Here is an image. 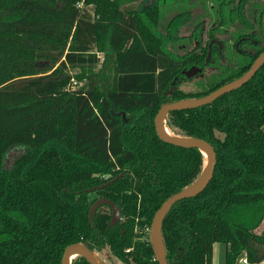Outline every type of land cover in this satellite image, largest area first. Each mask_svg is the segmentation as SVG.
Listing matches in <instances>:
<instances>
[{
	"label": "trees",
	"instance_id": "trees-1",
	"mask_svg": "<svg viewBox=\"0 0 264 264\" xmlns=\"http://www.w3.org/2000/svg\"><path fill=\"white\" fill-rule=\"evenodd\" d=\"M148 1L139 9L122 0H0V264H61L78 243L125 264H158L152 218L201 176L203 157L161 141L154 117L163 104L238 78L264 47L211 76L206 90L182 92L181 71L205 68L207 54L178 61L165 52L149 24L159 0ZM231 9L245 26L240 3ZM219 10L222 27L229 11ZM166 124L215 152L206 188L162 221L167 263L212 264L213 246L223 244L224 264L242 254L264 264V229L256 232L264 221V65L213 103L170 112ZM11 150L20 156L8 169ZM99 198L120 210L113 227L108 206L89 223ZM71 264L88 263L78 256Z\"/></svg>",
	"mask_w": 264,
	"mask_h": 264
},
{
	"label": "rangeland",
	"instance_id": "rangeland-1",
	"mask_svg": "<svg viewBox=\"0 0 264 264\" xmlns=\"http://www.w3.org/2000/svg\"><path fill=\"white\" fill-rule=\"evenodd\" d=\"M122 1L125 5L140 9L144 0ZM148 2L152 4L154 0ZM238 3H240V9L243 13V20L246 25H250V29L244 28L246 25H242L236 18L238 17V10L234 13L231 12V8ZM159 4V14L149 24L160 40L163 50L174 59L182 61L203 50L207 54V45L212 38L219 39L224 46L220 52L221 56L218 55L215 48L213 49L209 62L201 75L188 80L178 79V89L182 92L195 93L206 90L212 83L211 76L219 74L223 68H233L237 63H241L243 59L239 60L235 52V45L243 32H247L253 40L258 42V48L264 46V0H159ZM221 5L229 11L227 13L229 20L225 18L222 27L218 22ZM223 20L224 18L221 22ZM245 48L247 47L243 44L237 47L242 52ZM217 136L222 138L220 133H217ZM19 156V150H11L5 160V168H11ZM263 229L264 221L256 232L259 233ZM225 250L226 246L223 244L213 246L212 264H224ZM97 255L106 264H125L116 259L108 249H104ZM243 259H246L244 254L237 258L234 264H242Z\"/></svg>",
	"mask_w": 264,
	"mask_h": 264
},
{
	"label": "water",
	"instance_id": "water-1",
	"mask_svg": "<svg viewBox=\"0 0 264 264\" xmlns=\"http://www.w3.org/2000/svg\"><path fill=\"white\" fill-rule=\"evenodd\" d=\"M213 44H216L219 50H221L222 48V44L219 40L216 39L211 40L208 44V52L204 63L205 65H207L209 62ZM263 65H264V51L258 57H256V59L253 61L250 67L241 76L232 80L231 82H228L218 87L214 91L210 92L209 94L199 98L184 99L172 103L163 104L160 106L159 110L157 111L153 123H154L155 132L161 141L179 147L196 148L200 151L202 157H203V152H206L208 155L207 166L205 167L204 157H203V170L201 176L195 181V183L190 187L169 197L159 207V209L155 212L152 218L149 229V243L151 246L154 259L158 264H168L165 258V251L161 238V224L165 215L175 203L184 199L193 198L198 194H200L206 188V186L208 185V183L212 178L213 167L215 163L214 149L206 141L195 138L181 137L178 135H177L178 138L176 139L167 136L162 130L163 124L166 125L167 128H169L166 124V116L173 111L195 109L213 103L221 96H224L232 91H235L241 88L243 85H245L259 71V69ZM202 71H203L202 67L192 66L188 69L182 70L181 74L186 79H191L197 75L202 74ZM111 183H113V181L109 182L106 185L97 187L95 188V190L101 189L104 186H108ZM100 206H108L111 209V217L108 227H113L121 220L119 208L112 201L105 198H99L92 203L89 210L88 220L91 226L93 222V216L96 210ZM73 254H75L76 256L72 258ZM95 254H96L95 252H91L83 244L80 243L71 244L65 248L61 259V264H71L72 260H74L78 256L85 259L88 264H103L104 262L102 260L101 261L103 263L95 258L94 256Z\"/></svg>",
	"mask_w": 264,
	"mask_h": 264
},
{
	"label": "flooded vegetation",
	"instance_id": "flooded-vegetation-1",
	"mask_svg": "<svg viewBox=\"0 0 264 264\" xmlns=\"http://www.w3.org/2000/svg\"><path fill=\"white\" fill-rule=\"evenodd\" d=\"M250 25H246V28L247 29H250V27H249ZM252 34V33H251ZM240 38H238V40H237V43H236V45H235V52L239 55V56H241L242 58H243V60H247L248 58H250V57H252V56H254V55H256L257 54V52L259 51V50H261L264 46H262V47H260V48H258L257 46H258V42L256 41V40H253L252 39V36L251 35H248V33L247 32H243L242 33V35H240L239 36ZM213 39H216V40H219V39H217V38H212L211 40H213ZM210 40V41H211ZM209 41V42H210ZM220 41V40H219ZM209 42H208V44H209ZM221 42V41H220ZM221 44H222V48H221V50H219L218 49V46L216 45V44H213L212 45V49H211V53H212V51H213V49L215 48L216 49V51L218 52V55L219 56H221L220 55V52L222 51V49H223V43L221 42ZM241 44H243L244 46H246L247 48H245V50H244V52H242L241 50H238L237 49V47L239 46V45H241ZM207 47H208V45H207ZM260 55V54H259ZM258 55V56H259ZM257 56V57H258ZM256 59V58H255ZM253 63V62H252ZM206 66V65H205ZM196 67H199V66H196ZM203 68V67H202ZM203 71H204V68H203ZM203 71H202V73H203ZM201 75V74H200Z\"/></svg>",
	"mask_w": 264,
	"mask_h": 264
},
{
	"label": "bare ground",
	"instance_id": "bare-ground-1",
	"mask_svg": "<svg viewBox=\"0 0 264 264\" xmlns=\"http://www.w3.org/2000/svg\"><path fill=\"white\" fill-rule=\"evenodd\" d=\"M162 130H163V132H164L167 136H169L170 138H173V139L178 138V136H177L176 134H174L169 128H167L166 125H164V124H163V126H162ZM203 157H204V163H205V167H206V166H207V163H208V155H207L206 152H203ZM75 256H76V255L73 254V255H72V258L75 257ZM94 256H95V258H96L97 260L101 261L100 257H98L97 254H95ZM101 262H102V261H101ZM102 263H103V262H102ZM103 264H104V263H103Z\"/></svg>",
	"mask_w": 264,
	"mask_h": 264
},
{
	"label": "built area",
	"instance_id": "built-area-1",
	"mask_svg": "<svg viewBox=\"0 0 264 264\" xmlns=\"http://www.w3.org/2000/svg\"><path fill=\"white\" fill-rule=\"evenodd\" d=\"M72 86H73V87L76 86V82H75L74 80H72ZM242 264H249V263L247 262L246 259H243V260H242Z\"/></svg>",
	"mask_w": 264,
	"mask_h": 264
}]
</instances>
